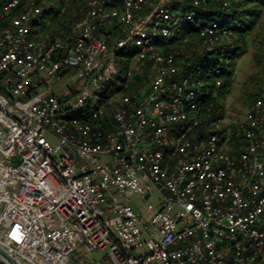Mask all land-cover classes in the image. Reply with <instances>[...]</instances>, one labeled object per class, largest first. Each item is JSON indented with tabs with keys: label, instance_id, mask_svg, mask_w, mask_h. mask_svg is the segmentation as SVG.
<instances>
[{
	"label": "built area",
	"instance_id": "1",
	"mask_svg": "<svg viewBox=\"0 0 264 264\" xmlns=\"http://www.w3.org/2000/svg\"><path fill=\"white\" fill-rule=\"evenodd\" d=\"M178 1L229 5L87 0L61 38L40 26L59 0H0V246L26 264H264V91L234 149L227 116L198 115L204 81L167 50L191 23L211 50L220 25L173 16Z\"/></svg>",
	"mask_w": 264,
	"mask_h": 264
},
{
	"label": "trees",
	"instance_id": "2",
	"mask_svg": "<svg viewBox=\"0 0 264 264\" xmlns=\"http://www.w3.org/2000/svg\"><path fill=\"white\" fill-rule=\"evenodd\" d=\"M86 1L59 0V6L56 8L45 9L47 16L46 20L40 23L41 29L52 37L66 38L70 25L80 16L79 8ZM228 2L229 5L223 7L221 3L211 1L204 7L196 9L183 1L176 2L175 8H181L185 4L187 11L196 12L198 10L200 19L216 20L220 25L219 36L211 50H206L202 45V38L198 35V26L191 23L183 27L180 37L170 41L167 50H177L180 58L185 59L187 70L194 71L197 78L204 81L205 86L208 87V93L200 101L198 115L204 118V122L227 116L230 127L223 130V133L226 136L230 132L234 141V149H237L244 140L238 135V119L230 115L224 103L236 82L237 63L243 56L249 54L251 48L254 51L251 56L252 61L264 70V0H228ZM229 16H231L230 19H228ZM117 33L115 32L116 35ZM114 36L110 38V46L114 44ZM211 53L215 54L212 59L209 58ZM186 55L189 56L185 57ZM122 63L121 69L126 67V60ZM197 66L200 68L198 69ZM262 77L261 84L250 87L251 91L244 97L246 108L264 91V75ZM249 79L251 80V77ZM217 81H220V84H217ZM150 82L149 70L145 67L140 68L130 77L131 86L127 90L136 89V95H138L142 89L151 84ZM238 113L241 117L243 109ZM206 127L205 123H202L201 132H205ZM0 264L3 262L0 261Z\"/></svg>",
	"mask_w": 264,
	"mask_h": 264
},
{
	"label": "rangeland",
	"instance_id": "3",
	"mask_svg": "<svg viewBox=\"0 0 264 264\" xmlns=\"http://www.w3.org/2000/svg\"><path fill=\"white\" fill-rule=\"evenodd\" d=\"M186 5H182V8L185 9ZM182 9L172 10V15H181ZM249 54H246L243 56L237 63L236 67V78H235V84L233 85V88L231 92L228 94L227 100L225 101V108L230 112V115L233 118L240 119V114L238 113L239 110L243 109V114L247 111V108L244 104V97L247 93L251 91L252 87H256L257 85L261 84L260 82L263 81V75L264 70L262 67H260L259 64L253 62L251 59L252 54L254 53L253 48H251L248 52ZM215 56L214 53H211L209 55V58H213ZM208 57V56H207ZM210 59V60H211ZM125 60V58H124ZM121 62V58H118V63ZM198 61L196 62V64ZM263 71V72H262ZM122 76V78H125V74H116L114 76V81L116 83H119V77ZM251 77V80L249 79ZM251 87V88H250ZM44 88H40L39 93L42 92ZM244 105H243V104ZM48 139L55 143L56 139L47 134ZM131 199L134 201H139L140 197L137 194H133L131 196ZM158 201V195L155 193L152 195L146 202H151L156 205ZM104 252L100 251H93L91 253H82L80 254L78 250L74 252V257L77 259H88V258H95L97 260H100L102 258V255Z\"/></svg>",
	"mask_w": 264,
	"mask_h": 264
},
{
	"label": "water",
	"instance_id": "4",
	"mask_svg": "<svg viewBox=\"0 0 264 264\" xmlns=\"http://www.w3.org/2000/svg\"><path fill=\"white\" fill-rule=\"evenodd\" d=\"M0 261L3 264H26L20 256L14 255L7 247L0 246Z\"/></svg>",
	"mask_w": 264,
	"mask_h": 264
}]
</instances>
